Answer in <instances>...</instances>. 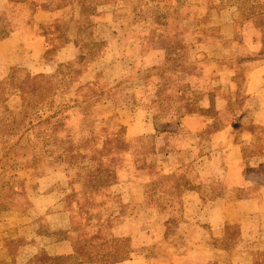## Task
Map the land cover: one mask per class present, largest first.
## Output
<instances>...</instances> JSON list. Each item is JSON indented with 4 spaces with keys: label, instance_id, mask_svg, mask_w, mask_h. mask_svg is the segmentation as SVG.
Segmentation results:
<instances>
[{
    "label": "crops",
    "instance_id": "obj_1",
    "mask_svg": "<svg viewBox=\"0 0 264 264\" xmlns=\"http://www.w3.org/2000/svg\"><path fill=\"white\" fill-rule=\"evenodd\" d=\"M5 3L6 0H0V11ZM62 10L37 8L32 13L30 24H19L0 39V79L13 67H22L36 74L49 72L59 64L84 62L80 46L71 34L57 45L47 44L43 35L44 29L50 27ZM105 10L96 21L107 43L106 52L98 61H85L86 68L74 81L76 88L92 86L95 74L104 80L119 78L121 74L124 78L127 71H117L116 66L119 65L124 68L138 66L145 71L162 65L164 61V51L149 45L144 36L145 28L133 19L134 15L127 14L124 21H119L107 7ZM19 18L20 13L14 20ZM219 24L224 25L225 22ZM185 46L195 56L188 57V61L199 62L204 58L203 50L196 44ZM227 48L234 55L238 54L237 71L244 74V95L240 104L237 107L228 105L224 90V79L234 70L224 65L212 66L219 75L215 81L218 87L210 89L199 104L203 108H211L224 126L204 135L210 119L200 113L183 114L179 125L186 134L173 140L176 152L170 156L188 155L201 180L218 181L217 194L201 201L196 191H185L182 194L181 218L176 220L173 215H161L154 207H142L140 182L125 177L115 190L123 202L134 207V212L108 230L113 238H125L130 252L128 259L113 264H254L255 250L264 247V180L254 178L264 165V156L250 157L247 161L249 170H245L240 144L233 134V128L251 124L264 126V43L231 40ZM212 68L203 71V75ZM134 85L131 98H142L145 86L141 81ZM5 104L8 109L19 108L20 95L11 94ZM116 110L121 112L126 137L154 132L151 111L120 104L105 110L101 116L106 119ZM248 138L247 134H242L239 140L247 142ZM54 194L52 190L33 188L24 194L25 208L0 212L1 261L25 264L34 255L61 259L72 256L74 242L69 237V214ZM56 232L62 236L52 238L45 235ZM207 232L214 237L217 246L230 245L231 250L213 248L206 242ZM85 235L92 237L91 242L97 239V232L90 231ZM18 238L26 242L14 260H10L8 245Z\"/></svg>",
    "mask_w": 264,
    "mask_h": 264
},
{
    "label": "trees",
    "instance_id": "obj_2",
    "mask_svg": "<svg viewBox=\"0 0 264 264\" xmlns=\"http://www.w3.org/2000/svg\"><path fill=\"white\" fill-rule=\"evenodd\" d=\"M149 1L158 3V9L165 7L164 9L168 11L167 19H169L170 26L156 23L154 32H151V41H148L149 38L147 37L150 30L148 31L145 28L144 34L149 44L158 45L152 47L164 51L162 65L150 69L148 76V73H144L139 78L128 81L123 88L120 87L113 94L110 93L109 89L104 90V92L100 90L98 93L90 94L89 97L78 101H75V99L71 100L73 105L65 106V104H59L62 108L52 112L53 115L51 114L52 116H50L56 118L54 120L53 118H47L48 120L46 119L43 122L44 127L35 132L38 137L46 136L51 138V147L47 148L41 145L38 152L32 154V165L35 170L40 171H36V174H34L32 186L26 193L33 188L41 191L52 190L55 193V197L58 198L60 206H62L59 188L65 176H68L71 168L88 166L89 171H86V174L81 179L82 188H91V193L104 192L103 197H107V193L110 192L116 194L120 204L126 209L130 205L123 202L119 192L115 190L116 185L125 181V177L140 182L143 189L142 205L147 202L154 203L160 211H164L168 203L171 205L176 203L180 211L182 194L185 191H196L201 201L214 195V188L218 185V181L213 179L201 180L188 155L178 154V156H174L177 162L174 161L173 157L170 158L176 152L173 140L186 134L179 125V119L186 113H200L210 119L204 135L210 134L224 126L217 119L211 108H203L199 104V101L205 94L209 93L210 89L218 87L215 83L219 77L218 73L214 72L216 68L224 65L223 67L234 70L232 74L228 73V77L225 75L224 90L228 105L237 107L240 104L244 95L242 92L244 74L239 70L237 71L236 61L231 62V55L234 54L229 52L227 47L231 40L243 41L244 43H247L245 41H249L248 43H264V28L263 24L259 23L264 21V11L255 10L252 13L253 15L247 18L248 26L246 21L244 30L240 32V23H237L238 20L236 21L237 13H234L231 6L226 4L234 5L231 2L236 0ZM120 2H125L126 5ZM132 6L133 4L129 0H106L103 2H99V0H32L31 2L28 0H6L3 9L0 11V23H2L0 25V39L15 30L19 24L23 26L30 24L32 13L37 8L63 9L50 27L46 28V30L44 29L43 35L46 36L47 44L57 45L65 41L68 35L71 34L80 46L83 59L88 63H92L101 59L107 49V43L100 33V24L96 21L100 13L106 11L105 8L107 7L114 14V18L124 21L127 14L130 15L134 12ZM153 7L156 8L155 5ZM158 9H156L157 12H159ZM220 12L222 15H219ZM19 13V20H14ZM157 14L161 15V13ZM131 15H134V13ZM220 16L221 19H219ZM173 20L181 22L189 20L194 24V27L184 29L178 24H173ZM222 21L225 22L224 25L219 24ZM247 29L252 31L248 32ZM178 32L179 34L177 35ZM178 39L185 45L193 43L203 50L204 58L200 60L205 64L203 67L209 66L212 68V66H216V68H212L211 71L204 75L202 72V85L197 83L196 79H193V77L196 78L194 71L197 69V74L200 72V69L194 66L197 62L188 61L181 57ZM68 64L74 66V63L59 64L49 72L36 74H31L22 67L11 68L8 74L0 79V95L3 96V100H0V109L3 110L5 101L11 94L23 88L25 96L22 98L21 103L23 102L24 109L29 113L32 98V95L29 94V89L32 83L42 81L44 84L42 90H46L50 86L51 76L57 74L63 80L67 78V74L59 72V68ZM166 76H169L170 79L167 80L168 82L164 86L168 87L169 85L170 87L157 89L163 82H166L164 80V78H167ZM140 81L145 86L144 95L142 98H131L134 84H138ZM152 86L153 89H151ZM161 91L164 92L163 95ZM129 99H131V102L128 101ZM120 104H125L128 108L142 107L151 111L154 132L126 137L124 125L121 121L102 125L105 119H103L101 113L114 105ZM155 104L157 108L154 107ZM64 107H76L81 114L82 123L77 127V134L68 133L56 139V134L65 130L62 122L64 117L60 116ZM158 123L170 124L172 128L167 131L158 129ZM28 128L31 129V126H28ZM119 129H122V132H117ZM94 132H96V137L99 136L103 139L100 145L94 144ZM233 134L236 142L240 144L242 165H244L245 170H249L247 161L250 157L254 155L264 156V126L251 124L233 128ZM242 134L249 136L247 142L239 140ZM147 136L153 137V151L150 154L154 157L157 156L159 159L156 165L159 175L156 172L151 180L144 181L146 176L140 174V176H137L130 170L125 169L119 172L117 176L116 171L120 169V162H123V158L120 155L125 151V148L130 143L140 144L141 140ZM140 149V145L134 147L133 158L134 162L141 166L148 159ZM136 169L142 170L141 167ZM147 182L151 183L149 192L146 185ZM132 208L134 207L132 206ZM64 209L67 210L70 219L69 237L73 242L75 240L78 241L74 243L72 256L67 259H61L41 258L34 255L25 264H33V262L34 264H62L64 262V264H113L128 259L130 248L127 240L125 238H113L109 235L104 238L100 234L103 227L97 222L91 223L93 216L87 213L89 210L87 206L82 208L76 204V216L80 218L81 232L77 239L74 240L71 233V224L72 219L75 218V212ZM124 217L125 214L120 215L119 220L115 224L121 222ZM88 226L93 228V230L89 231L97 232V239L93 242L80 241L79 238H81L82 232H85V228ZM45 235L52 238L62 236L60 232L47 233ZM22 239L18 238L9 243L7 255L10 260H14L20 247L26 242ZM77 244H81L82 247H79V249L76 246ZM212 247L216 248L215 246ZM0 264H6V262L0 260ZM254 264H264V247L255 250Z\"/></svg>",
    "mask_w": 264,
    "mask_h": 264
},
{
    "label": "rangeland",
    "instance_id": "obj_3",
    "mask_svg": "<svg viewBox=\"0 0 264 264\" xmlns=\"http://www.w3.org/2000/svg\"><path fill=\"white\" fill-rule=\"evenodd\" d=\"M103 1L106 0H99V2ZM129 1L133 4V19L141 23L140 27L147 28L148 31L150 30V33L147 35V37L149 38L148 41H151V34L154 32L156 23L170 26L169 19H167L168 11L164 9L165 7H161L160 9H158V3H152L149 0ZM179 1L181 2V0ZM120 3L126 5L125 2ZM231 3L234 5H230V3L226 4L227 6H231L234 13H237L236 21L238 20L237 23H240V32L244 30L243 28L244 26H246V21L248 26L247 18H249L250 15H253L252 13H254L255 10L259 9L264 11V0H236L232 1ZM153 5H155L156 8H154ZM156 9H158L159 12H157ZM157 13H161V15ZM172 22L173 24H178V26L180 27H184V29H191L194 27V24L188 21L181 22L173 20ZM259 23L263 24L264 28V21ZM0 25H2V23H0ZM250 29H247L248 32L252 31ZM179 32L177 33V35L179 34ZM178 41L180 42L179 39ZM245 42L248 43L249 41ZM240 43L244 42L242 41ZM149 45L152 47L157 44L153 43V45ZM179 49L181 57H183L185 60H187L188 57L195 58V56L187 50L185 43L180 42ZM236 55H231V62L237 61L238 54ZM204 65L205 64L202 61H200L199 63L197 62L194 65L195 67L200 69V72L199 74H197L198 70L196 69L194 71V76H196V78L193 77V79H196L197 83H200L201 85L203 80L202 72H205L207 68H209V66L203 67ZM85 68V60L80 64H74V66L69 64L63 65L59 68V72H65V74H67V78L63 80L62 78H59L57 74L51 76L49 82L50 86H48L44 91L42 90L44 86L42 81L32 83L31 88L29 89V94L32 95L30 103L31 111L29 110V113L26 109H24L23 102L21 103L19 108L17 107L8 109L5 104L3 110L0 109V212L3 210L23 209L26 207L27 202L24 194L32 186L34 179L33 177L37 171L32 165V154L38 152V149L41 148V145L47 148L51 147V138H48L46 136L42 138L38 137L35 132L44 127L43 122L47 118H53V120L54 118H56L50 116L53 115L52 112H55L58 109L62 108L59 104H65V106L71 105V100L75 99V101H78L79 99L89 97L90 94L98 93V91L100 90L104 92V90L109 89L110 93L113 94L114 92H117L120 87L123 88L128 83V81L139 78L140 75H144V73H148L147 76L150 74V69L144 71L138 66L124 68V66L120 67L119 65L116 66L117 71H127V76H124V78L121 74L119 78L115 77L113 79L109 78V80H104L102 79V77H100V75L95 74L92 78V86H82L76 88V79L78 80V76H80L81 70H84ZM166 77L167 78H164L166 82H163V84L157 87V89H165L170 87L169 85L168 87L164 86L165 83L167 84V80L170 79L169 76ZM151 89H153V86L151 87ZM15 93L20 95L22 101V98L25 96V90L23 88H20L18 91H15ZM161 94L163 95L164 92L161 91ZM2 98L3 96L0 95V100ZM154 107L157 108L156 104ZM120 114L121 112L119 110L114 111L109 115V117H106L105 121L102 122V125H109L116 121L122 122V117L120 116ZM60 116L64 117V119H62V122L64 124L63 128L65 130L58 132V134H56V139H59L60 137H63L64 134L68 133L77 134V127L80 123H82L81 114L79 113L78 109L76 107H64L63 112ZM28 126H31V129H29ZM26 128L28 129L26 130ZM157 128L167 131L170 130L172 126L170 124L167 125L164 123H158ZM121 130L122 129H119L117 132L120 133L122 132ZM95 133L96 132H94L93 135ZM46 134L48 133L46 132ZM94 137V144L97 143L98 145H100L103 139H101L99 136L96 137V134L94 135ZM152 144V136L144 137V139L141 140L140 144L130 143L125 148V151L122 153V155H120L123 158V162H120V169L116 171V175L118 176V173L125 169L130 170L137 176H146L144 177V181L151 180L153 178V174L156 172L159 175V170L156 166L159 159L157 158V156L154 157L150 154L153 151ZM137 145H140V151L146 155L147 159L150 160V162H148V160H145L142 163L143 165L141 166L137 162H134L133 152L134 147H137ZM138 167H141L142 170L136 169ZM86 171H89L88 166L71 168L68 172V176H65L64 181L59 188V196L62 206L66 209H69L70 211L75 212V218L72 219L71 224V233L74 240L77 239V236L81 232L80 218L76 216V204H78L79 207L82 208H84V206H87V208L89 209L87 213L93 216L91 223L93 224L97 222L100 226L103 227V229L100 231V234L104 238L108 237V235L110 236L108 229L119 220L120 215L125 214L124 218H126V216L134 212V208L131 209V207H127L126 209L124 206H122L116 194H112L110 192L107 193V197H103L104 192L91 193V188L83 189L81 179L83 175L86 174ZM257 172L255 173L256 176L254 175V178L256 177L255 179H259L261 181L264 180V165H262L260 171ZM150 184V182H147L146 184L148 186V192L150 190ZM214 189V193L217 194L219 186L216 185ZM145 206L156 208V210H158L161 215H173L176 220H180L181 218V210L179 211L178 205H176V203H174V205H171L170 203L166 204L167 207L164 211H160L154 205V203L147 202L142 205V207ZM124 218L122 220H124ZM89 227L90 226L85 228V232H82L81 238H79L80 241L89 242L90 239H92V237L85 235L90 232L89 230H93L92 227ZM229 229L233 232V229H231V227ZM76 241L77 240H75V242ZM206 242L218 249H224L226 251L231 250L230 245L222 247L217 246L215 244L214 237H212L209 232L206 233ZM76 246L78 248L82 247L81 244H77Z\"/></svg>",
    "mask_w": 264,
    "mask_h": 264
}]
</instances>
